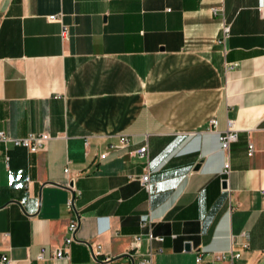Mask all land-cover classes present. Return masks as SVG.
Returning a JSON list of instances; mask_svg holds the SVG:
<instances>
[{
    "label": "crops",
    "instance_id": "0c3cea01",
    "mask_svg": "<svg viewBox=\"0 0 264 264\" xmlns=\"http://www.w3.org/2000/svg\"><path fill=\"white\" fill-rule=\"evenodd\" d=\"M0 131L52 136L37 152L0 142V264H208L229 250L264 264V0H0ZM68 176L69 260L54 258Z\"/></svg>",
    "mask_w": 264,
    "mask_h": 264
},
{
    "label": "built area",
    "instance_id": "2783aa9c",
    "mask_svg": "<svg viewBox=\"0 0 264 264\" xmlns=\"http://www.w3.org/2000/svg\"><path fill=\"white\" fill-rule=\"evenodd\" d=\"M212 13L216 14L217 13V9L213 8L212 9ZM49 21L52 22H61V18L60 16L57 15H52L48 17ZM230 34V26L227 24H224L221 30V35L220 38L217 39V44L220 46H225V41L226 39L229 37ZM61 38L62 40H67L68 38V31L67 28L65 26H62V31H61ZM234 66H230V68H233ZM216 120L212 119L209 123V127L214 129L216 127ZM61 137L60 135L56 136ZM52 139V136H50L49 134L46 133H42V134H29L26 137L23 138H12L10 136H8L5 132L0 131V142L5 144V145H12L14 147H22L27 149L29 152H37L39 150H43L47 144V142ZM220 140V145H221V150L228 154L229 151V147L230 144L235 142L237 140V131L235 129V126L233 124L232 121H228L227 122V129L226 131L220 135L219 137ZM119 146H111L110 149H121L124 148L127 143H128V139L125 136H120L119 137ZM255 152V148L252 144H249L248 146V151H247V155L249 157H252L253 154ZM134 154L138 157V158H145L146 160H148V149L147 146H143L140 149L136 150L134 152ZM107 156V153H102L100 155V159H105V157ZM229 169V162L226 161L224 164V173H227ZM64 173L66 175H68V169L64 170ZM150 170L148 167L145 168V173L141 176L140 178V183L141 186L148 192L150 193L152 190H156L157 186L153 185L150 181ZM66 188L69 192V196L66 200L65 206L67 211L72 214V218L70 219L68 225H67V233L68 236L65 238L64 240V244L62 247H59L55 250L54 252V258L56 259H67L69 260L70 258V246L72 244V242L75 241V234L78 228V220L77 217L75 215V201L78 198V196L80 195V192L76 189L75 187V178L73 176H68V181L66 183ZM143 227H146V225L144 224ZM240 238L244 239V242L241 243L242 249L243 250H248L249 248V234L247 232H243L240 235ZM151 240H155L157 242H163V238L162 237H153L151 235V233L148 236V241L151 242ZM141 242V236H135L134 237V244H133V248L134 250H137V248L139 247ZM235 242V238H232V243ZM87 246V248H89V250L91 251V253L93 254V256H97L100 254V246H97L96 250L93 252V250H91V245L89 243L85 244ZM157 253H161L162 252V248H158L156 250ZM150 256H151V252H150ZM203 252H199V254L197 255L196 258V263L197 264H203ZM134 257V256H133ZM133 257L131 256L132 259V263L131 264H135ZM241 257V253L240 252H236L233 250H229V252L227 253H213L211 254V260L210 262H208V264H236V261L238 259H240ZM38 260H42L43 259V252L41 251L38 256H37ZM8 261V258L6 256H3L1 259V263H5ZM151 259L149 260H140L138 261L137 264H145V263H150Z\"/></svg>",
    "mask_w": 264,
    "mask_h": 264
},
{
    "label": "water",
    "instance_id": "95a60500",
    "mask_svg": "<svg viewBox=\"0 0 264 264\" xmlns=\"http://www.w3.org/2000/svg\"><path fill=\"white\" fill-rule=\"evenodd\" d=\"M198 165H199V164H198ZM198 165L195 167V170H198V169H199V166H198ZM222 185H223V188H226V182H223ZM185 247H186V249H189V247H190V246H189V243L185 244Z\"/></svg>",
    "mask_w": 264,
    "mask_h": 264
}]
</instances>
